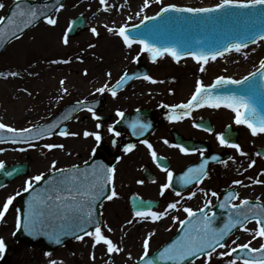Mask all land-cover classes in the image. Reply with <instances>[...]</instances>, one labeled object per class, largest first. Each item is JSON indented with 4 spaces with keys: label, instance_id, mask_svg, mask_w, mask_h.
<instances>
[{
    "label": "snow or ice",
    "instance_id": "1",
    "mask_svg": "<svg viewBox=\"0 0 264 264\" xmlns=\"http://www.w3.org/2000/svg\"><path fill=\"white\" fill-rule=\"evenodd\" d=\"M99 5L103 11L107 12L112 9V5L107 0H99ZM150 6V0H143L139 11L135 13L139 19L138 24L124 23L118 26L105 25L107 31L122 40V44L132 49L134 45H139V52L132 57L133 61H138L142 53L150 55V59L155 62L160 57L170 56L172 60L179 63L182 58L190 57L199 64V71H205V65L209 61H215L218 57H222L227 53H240L247 48L248 44H255L257 41L264 42V0H220L209 7H186L178 6L175 3H165L159 7L154 15L144 14L145 10ZM5 4L0 0V9ZM65 8L62 0H44L39 5H34L29 0H14L10 11L6 15H0V43L8 39H20L24 31L30 26L40 22L41 20L49 26H55L58 18L52 15L53 12L59 13ZM250 10V11H233ZM218 10H224L219 17L205 16L196 18L198 14L217 13ZM191 13L193 18L177 16L174 14ZM133 17H127L132 20ZM231 20L232 24L226 30L219 32L206 33L201 31L202 27L208 25L223 24ZM148 22V23H146ZM78 23H84L81 18L79 21H72L62 36V43L67 46L69 44L70 32L74 31ZM180 25H185L187 30L179 32L176 29ZM130 29H134L132 34ZM89 31L93 36H99V32L95 26ZM94 43L87 45L88 49L94 48ZM84 49H81L83 52ZM247 56V53H245ZM75 59L83 62V56L77 55ZM52 63H71V59L53 60ZM88 74V70L84 69V75ZM20 73L16 71L0 72V76L17 77ZM32 75V73H28ZM109 81L112 73H106ZM259 77V83L255 79ZM142 78L151 83L158 81L147 72L129 73L125 70L119 78L111 85L105 82L100 87L95 88L96 93L108 92L112 97H116L118 89H120L127 81ZM61 90L67 93L68 89L63 87L65 80L59 81ZM225 85H242L236 91L223 90ZM28 92L27 89H22ZM169 91H173L169 89ZM30 94V93H29ZM97 101L88 103L86 99H80L75 102L71 112L67 115L54 118L51 122L43 125L30 124L24 128H15L0 122V130H6L11 133L9 139L12 143H22L27 148H36L37 141L44 137L51 138L54 135L61 137H76L80 135L78 132L69 131L66 126H62V121L70 118L71 113L84 108L89 112L92 118L99 121L101 118L94 110ZM211 107L219 109L222 106L230 109L234 113V122L236 125H245L250 130L252 136L264 134V58L258 62V66L253 71L240 79H234L231 76L218 75L210 84H205L201 79L195 82V90L186 102L176 104H163V107L170 109L167 119L170 121L182 120L192 115L193 109L202 107ZM117 117H124L125 113L117 109ZM196 128H203L205 131L212 132L211 126H205L203 123L193 122ZM133 129V135L141 136L147 131L151 125L139 119L129 122ZM100 123L96 124V128H101ZM108 131L114 133L116 137L120 136V132L116 131L112 124L108 125ZM84 137H94L96 144L99 145L102 135L99 131H83ZM2 139V138H0ZM216 139L221 146L235 149L241 156H248L242 146L230 139V131L224 133H216ZM169 144L167 139L163 141ZM115 145L117 141L113 139ZM150 151L151 158L156 166L166 173V182L160 184V195L163 196L166 190L172 189L175 195L179 197L174 201L168 202L163 210H153L152 202H145L138 199L133 212L134 218L141 221L151 220L159 221L169 215L173 210H178V206L185 199L182 194L184 188L195 183L202 184L205 178L209 176L208 164L209 160L216 161L218 156L212 155L205 157L204 149H196L184 146L182 143L171 145L179 149L181 153L188 154L190 152H199L202 158L200 162L194 166L188 167L178 177L174 178V172L170 169L166 162L158 156L153 145L147 140L142 141ZM44 149H64V144L46 143ZM136 148L135 143H127L123 146V152L129 153ZM5 149L0 148V152ZM24 151L25 148H20ZM95 154L97 147L92 148ZM256 156H264V153L257 152ZM117 160L120 157L116 158ZM232 156L228 160H233ZM226 163V161H225ZM58 161L52 160L50 164V173L46 175L40 172L35 176L28 177L24 181V187L15 194L8 195L2 203H0V221L6 218L10 206L13 205L16 197L29 194L25 201L24 208H18L15 215V228H21L30 236H44L48 241L57 245L62 243V237H72L77 241H83L85 237L91 238L92 247L96 248L103 245L109 257L114 253H121L123 248L119 247L108 235L112 232V228L104 224L98 216V208L103 207V201H111L118 197V192L114 186V177L116 169L94 159L85 160L83 167L71 165L70 167H57ZM256 164V160H250L248 168H252ZM5 169V162L0 160V170ZM13 174H22L19 169L13 168L7 171L5 175L11 177ZM264 174V169L261 170ZM253 184H264V180L253 179L249 177ZM36 182H42V186ZM137 183H144L138 180ZM232 185H242L243 181L235 179ZM178 185L180 190L174 187ZM0 187H4L0 183ZM110 189V190H109ZM202 193L205 197L203 205L197 209L189 206H183V212L186 213L184 219L179 216H172L174 222H178L183 226L178 235L170 243L163 246L159 252L151 257L149 255L150 239L154 232H149L142 241L143 252L138 257L137 264H196V261L203 259V264H211L214 257H230L228 264H237L241 259L243 264H264V243L259 247H252V241L257 238L264 239V203L260 202V198H256L253 203L248 198H239V193L229 190L220 198V193L209 189L205 191L200 187L196 191L188 192L187 198L192 199ZM210 194V195H209ZM210 197L217 198V206L221 210H226L223 216V223L218 225V213L213 211L211 205L213 201ZM238 200V203L233 201ZM255 222V228L249 229L246 225L249 221ZM133 223L132 220L125 222ZM239 227L244 232H251L252 239L245 243H237L232 241L234 247L226 244V238ZM15 234V233H13ZM218 249H227L218 251ZM246 251L249 255L242 258L236 255L237 251ZM6 252V242L0 237V256ZM46 256H51L50 252H45ZM129 259L132 253H128ZM95 259V255L92 256ZM48 264H58L55 259H49ZM62 264V262H60Z\"/></svg>",
    "mask_w": 264,
    "mask_h": 264
},
{
    "label": "rangeland",
    "instance_id": "2",
    "mask_svg": "<svg viewBox=\"0 0 264 264\" xmlns=\"http://www.w3.org/2000/svg\"><path fill=\"white\" fill-rule=\"evenodd\" d=\"M12 0H3L5 7L0 9V15L5 14L6 7ZM143 0H135L130 7L120 9L119 6H114L108 14L105 13V18L110 21L103 23L98 32L101 38H112L114 45H111L108 52L107 49L94 48L89 50L97 53L90 56V59L73 72L62 69V65L55 71L47 68L51 59H62V56L67 57L69 54H82L81 49L88 50L87 45L97 38L89 31L91 28L90 11L82 6L84 0H65V8L59 13H54L53 16L58 18V23L55 26H49L43 21L39 22L33 28L23 34L20 39H16L9 43L6 48L0 53V72H19L17 77L0 76V122L6 123L11 127L24 128L30 124H38L46 122L54 116L58 110L67 102H71L81 96H86L87 92L99 86L105 80V72L111 70L113 65H129L135 64L132 57L139 52V45H134L132 49L126 48L122 44V40L109 33L105 25L118 26L124 23L136 24L142 17H136L135 13L139 11ZM220 0H150V6L145 10L144 14L153 15L159 10V7L165 3H175L178 6L201 7L204 5L211 6L219 3ZM69 14L67 25L62 32V16ZM78 14H82L86 20V29L73 37H69V44L65 46L62 43V36L67 29L70 19ZM132 16V20H127V17ZM107 23V24H106ZM57 27L60 29L59 34H54L51 37V32ZM54 28V29H53ZM110 46V45H109ZM69 53V54H67ZM247 53V56H245ZM143 54V53H142ZM143 55V60L147 63L155 65L176 64L177 62L170 61L168 56L160 57L153 62ZM264 58V42L257 43L243 49L240 53L230 52L222 57H218L215 61H209L205 65V70L208 71L204 78H199L202 81L209 79L214 75H230L240 77L255 67L258 62ZM54 59V60H55ZM179 65H190L199 70L198 62L191 58L182 59ZM84 69L88 70V74L84 75ZM32 73V75H28ZM65 80L63 87L67 88V93L61 91L53 92L54 89L61 87L59 81ZM198 79V77H197ZM27 89L28 92L22 91ZM30 93V94H29ZM73 125V124H72ZM262 137H259L258 144H264ZM74 142L72 136L61 137L58 134L51 138H44L37 141L36 148H27L24 144L4 143L0 148H8V151L3 152L0 157L7 162L9 157L18 161H26L30 165L28 177L35 176L40 172L45 174L50 172V164L52 160H57V167L73 164L78 162L77 155L74 152ZM46 143L65 144L66 152L62 149L47 150L43 148ZM14 147H17L18 152H12ZM72 147L71 150H69ZM20 148H25L20 151ZM15 149V150H17ZM85 157V155L83 156ZM264 169V162L256 160L253 172L255 179L264 180V174L261 170ZM27 177V179H28ZM26 179H19L20 183H24ZM254 188L242 190V197H247L251 200L260 198L264 203V184L253 185ZM110 202L105 205L103 215L104 224L112 228V232H107L108 235L119 247L124 251L114 253L110 257L106 253V248L99 245L96 248L92 247L91 238L85 237L83 241H77L69 244L67 247L56 250L51 253V256H46L39 248L33 250V263L31 264H48L49 259H55L58 264H132L142 254L143 238L149 233L154 232L150 239L149 253L157 249L163 242L168 240L175 232L176 222L172 225L166 220L153 222L151 220L141 221L139 218H134L127 210H122L117 204ZM114 208L111 211L109 209ZM119 209V210H117ZM182 216V215H181ZM180 216V219L182 218ZM132 220L133 223L126 224L125 222ZM249 229H254L255 224L249 223ZM252 239L251 232H244L242 229L236 231L227 241L226 244L234 247L232 241L237 243H245ZM263 239L257 238L252 241V247H259ZM227 249H218L225 251ZM132 253V258L129 259L128 253ZM93 254L95 259L92 258ZM230 257H214L211 264H228ZM30 264V263H28ZM196 264H203V259L196 261ZM237 264H243L238 261Z\"/></svg>",
    "mask_w": 264,
    "mask_h": 264
},
{
    "label": "flooded vegetation",
    "instance_id": "3",
    "mask_svg": "<svg viewBox=\"0 0 264 264\" xmlns=\"http://www.w3.org/2000/svg\"><path fill=\"white\" fill-rule=\"evenodd\" d=\"M143 59L140 57L138 61ZM133 65H113L111 66L112 73L109 81L105 72V80L97 86L100 87L105 82L110 85L114 83L119 76L127 70L131 72L135 69H145L158 82L151 83L142 78L130 82L126 87L118 91L114 98L110 93H96L92 96H81L79 99L95 100L94 110L100 116V120L96 121L86 109H81L71 120L73 125L68 124V130L78 132L80 135L73 137L74 152L82 162L83 158L92 156V148L97 147L95 156L111 162L115 167L114 186L118 192V197L113 198V201L120 206H125L127 211L130 210L131 197L137 196L141 199H149L156 201V211L163 210L168 202L179 199L172 189L166 190L163 196L160 195L159 186L166 182V173L161 171L156 163L153 162L150 151L146 145L142 143L147 139L152 145L158 156L166 162L167 166L173 170L174 178L178 177L188 167L194 166L202 159L199 152H190L188 154L181 153L178 148L171 145L182 143L184 146L196 149H204L205 157L212 155L218 156V160H209L208 171L209 176L204 179L202 184L187 186L183 189L182 194L185 199L178 206V210H173L168 216L163 219L171 224L174 222L172 216H181L186 214L183 212V206H189L197 209L203 205L205 197L202 193L197 192V195L192 199L187 198V193L196 191L202 187L205 191L209 189L220 193V197L225 191L232 190L239 193V198L242 197V190L254 188L249 177L255 179V173L252 168H248L250 160L264 159L261 156H256L259 145V137L264 138V134L252 136L250 130L245 125H236L234 122V113L226 108L221 107L214 109L211 107H202L193 109L192 115L182 120L170 121L167 119V114L170 109L163 107V104H176L186 102L192 92L195 90V82L198 78H204L208 71L201 73L195 70L193 66L188 65H173L162 66L146 63ZM213 76L205 79V84H210ZM93 88L91 91H94ZM172 89L173 91H169ZM89 91V92H91ZM88 94V92H87ZM120 109L125 113L124 117H117L116 110ZM138 112V113H136ZM139 119L145 123H149L151 127L141 136L133 135V129L129 122ZM203 123L206 127L211 126L212 132L205 131L203 128H196L194 123ZM100 123L101 128L97 129L96 124ZM112 124L114 129L120 132V136L116 137L114 133L108 131V125ZM99 131L102 139L99 145L96 144L94 137H84L83 131ZM230 131V139L239 143L243 150L248 153V156H241L235 149L221 146L216 139V133H224ZM113 139L117 141L114 145ZM167 139L169 144L163 141ZM264 142V139H262ZM127 143H135L136 148L129 153L123 152V146ZM65 145V144H64ZM264 147V144H261ZM72 147L69 149L71 150ZM62 152H66L65 148ZM85 155V157H83ZM232 156L233 160H228ZM120 157L119 160L116 158ZM0 160L2 158L0 157ZM226 161V163H225ZM28 176V175H27ZM26 176V177H27ZM240 179L242 185H232V181ZM138 180H143L144 183H137ZM24 187L19 179L7 182L4 187H0V203L10 195L15 194ZM177 190L179 186L174 184ZM210 195V194H209ZM213 201L212 210L216 205L217 198L210 197ZM17 199L10 206L6 218L0 221V237H3L6 242V252L0 256V264H24L32 259V248L28 247L23 241H15L13 232L15 229V215L17 210ZM238 200L233 203H238ZM111 211L114 208L109 209ZM119 210V209H117ZM103 211V208H102Z\"/></svg>",
    "mask_w": 264,
    "mask_h": 264
},
{
    "label": "water",
    "instance_id": "4",
    "mask_svg": "<svg viewBox=\"0 0 264 264\" xmlns=\"http://www.w3.org/2000/svg\"><path fill=\"white\" fill-rule=\"evenodd\" d=\"M62 1H63V0H62ZM29 2H30L31 4H34V5H39V4L43 3L44 1H43V2H40V1H37V0H29ZM13 4H14V2L9 6V8H8V10H7V14L9 13L10 8H11V6H12ZM211 6H212V5H211ZM186 7H190V6H186ZM193 7H194V6H193ZM203 7H207V6H203ZM223 11H224V10H218L217 13H211V14H198V16H197L196 18L205 17V16L219 17V16L222 15V12H223ZM233 11H250V10H238V9H234ZM174 15L193 18V14H191V13H182V14H174ZM81 18H82L83 21H84V17H83V16H78V17L74 18L72 21H79ZM146 23H148V22H146ZM231 24H232V21H231V20H228V21H226V22L223 23V24H218V25H208L207 27H202L200 30H201V31H204V32H206V33H213L214 31H215V32H219V31H221V30H226L228 27L231 26ZM30 27H31V26H30ZM30 27H29V28H30ZM84 27H85V22H84V23H78V24L76 25L75 30L72 31V32H70V35L72 36V35H75V34L79 33L81 30L84 29ZM27 29H28V28H27ZM27 29H26V30H27ZM26 30H25V31H26ZM133 30H134V29H133ZM176 30L179 31V32H183V31L187 30V27H186L185 25H180ZM134 31H136V30H134ZM11 40H12V39H8L7 41H5V42H3V43H0V51H1V50L4 48V46H5L9 41H11ZM249 44H250V43H249ZM255 79H256L257 82L259 83V77H256ZM225 86H228L230 91H236V90H238V89H240V88L242 87V85H225ZM225 86H224V87H225ZM226 88H227V87H226ZM226 88H224L223 90H226ZM73 105H75V103H74V104H69V105H67V106H66L63 110H61V111H60V112H59L54 118L59 119L60 117H62V116H64V115H67L68 113H70V112H71V109H72V107H73ZM75 112H76V111H75ZM75 112H72V113H71V116H72ZM71 116H70V117H71ZM54 118H53V119H54ZM53 119H52V120H53ZM69 119H70V118H69ZM52 120H50L49 122H51ZM67 120H68V119H67ZM64 121H66V120H64ZM64 121H62V123H63ZM47 123H48V122H47ZM44 124H45V123H44ZM42 125H43V124H42ZM5 131H6V130H5ZM9 137H10V136H8V137H2V139H0V140L9 139ZM260 153H264V150L260 151ZM92 159H94L95 161H98L96 158H92ZM81 167H83V165H82ZM13 168L19 169V170L21 171L22 174H24V173L26 172V170H27V166H26L25 164H16V165H14V166L6 167L5 169H3V170L0 172V177H2V183H3V181H5V180H7V179H9V178L17 177L18 175H21V174H13V176H11V177L5 175V173H6L7 171H11ZM0 183H1V179H0ZM37 185L42 186V182H38ZM109 190H110V189H109ZM28 195H29V194H25V195L23 196V198L20 200V202H19V208H24V207H25V201L28 199ZM145 202H148V201H145ZM132 203L134 204V207H136L137 200L132 201ZM221 215H222V214H220V215L218 216V225H219L220 223H223V219H226V216H223V219H220V216H221ZM98 216H99V211H98ZM99 219H100V218H99ZM180 230H181V229H180ZM180 230H179L178 234H177L172 240H174L178 235H180ZM16 234H17V238H18V239H24V240H25L28 244H30V245H39V244H41L42 247H43V249L46 250V251H51L52 249H54V248H56V247H59V246L63 245L67 240L72 239V237H62V238H61V239H62V243L59 244V245H57V244H55V243H52V242L48 241V239H47L46 237H44V236H38V237L30 236V235H28L27 233H25V232L23 231L22 228H21L20 230H18ZM172 240H171V241H172ZM171 241H170V242H171ZM170 242L165 243L163 246H165L166 244H168V243H170ZM163 246H162V247H163ZM162 247H161V248H162ZM161 248H159V249H158L156 252H154L153 254H150V256H151V257H154V256L159 252V250H160ZM236 255H239V256H241L242 258H246V257L249 255V253H247L246 251H240V250H238L237 253H236ZM134 264H137V262L134 263Z\"/></svg>",
    "mask_w": 264,
    "mask_h": 264
},
{
    "label": "bare ground",
    "instance_id": "5",
    "mask_svg": "<svg viewBox=\"0 0 264 264\" xmlns=\"http://www.w3.org/2000/svg\"><path fill=\"white\" fill-rule=\"evenodd\" d=\"M134 2H135V0H107V3L113 6L112 8H114V6H119L121 10H123L124 8L130 7V5L134 4ZM82 6L90 11V14H91L90 26L91 27L95 26L98 29V28H100V26L103 23L110 21L109 18H105V16H106L105 13L108 14V11L105 12L102 10V8L99 5V0H84V4H82ZM204 6H207V5H204ZM201 7H203V6H201ZM70 13H71V11L69 10L67 12V14L62 16V22L60 23V24H62V32H63L65 26L67 25V20H68ZM59 32H60V29H58L56 27L55 30H53L50 35H51V37H53L54 34H59ZM90 43H94L96 45L94 48L103 49V50L107 49L108 52L111 51L109 49V47H111V45H114L112 38H109V37L101 38L100 35L97 36V38L94 39L93 41H91ZM94 48H92V49H94ZM92 49L84 50L83 53L80 54L81 56H83V62H79L75 59V57L79 54L67 53L69 55L67 57H64L65 55L62 56V59H69L70 58L71 63H67V64H65V63H52V61L55 58H50L51 61H50V64H48L47 68H51L52 71H55L59 68L60 65H62V69H65L69 72H73L79 66L85 64L87 62V60L90 59V56H92L93 54H95V55L97 54L94 51H92V52L89 51ZM55 60H59V59H55ZM61 91H62L61 87L53 90V92H55V93H58Z\"/></svg>",
    "mask_w": 264,
    "mask_h": 264
}]
</instances>
